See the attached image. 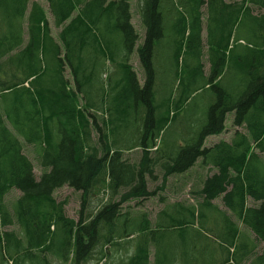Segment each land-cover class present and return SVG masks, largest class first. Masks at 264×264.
Masks as SVG:
<instances>
[{
	"label": "trees",
	"instance_id": "obj_1",
	"mask_svg": "<svg viewBox=\"0 0 264 264\" xmlns=\"http://www.w3.org/2000/svg\"><path fill=\"white\" fill-rule=\"evenodd\" d=\"M29 1L0 0V228L20 230L0 234V264H50L48 255L88 264L110 248L126 251L118 264H264V249L256 250L264 246V13L253 10L264 9V0H43L56 38L43 6L28 8ZM132 1L145 29L138 47ZM169 19L173 77L182 66L187 74L176 93L160 95L154 49ZM134 50L142 85L130 64ZM199 82L214 95L204 124L166 139ZM229 113L240 129L205 146L225 130ZM24 145L35 147L37 178ZM135 148L142 152L136 164L122 156ZM199 159L208 174L194 200L161 193L171 177L185 185ZM158 163L161 184L149 190ZM64 186L81 192L78 221L53 196ZM13 189L19 195L10 211L4 198ZM102 191L108 198L86 217L84 204ZM156 196L153 219L121 209Z\"/></svg>",
	"mask_w": 264,
	"mask_h": 264
},
{
	"label": "rangeland",
	"instance_id": "obj_2",
	"mask_svg": "<svg viewBox=\"0 0 264 264\" xmlns=\"http://www.w3.org/2000/svg\"><path fill=\"white\" fill-rule=\"evenodd\" d=\"M33 1H37L39 2L43 8L44 11L46 13V17L47 20L49 22V26L51 27V34L56 38L57 34L59 32V29H57L54 26L53 23V18L49 12L48 6L46 4L45 1L43 0H30L29 1V5L28 8H30V4ZM226 2H232L235 0H225ZM253 8V7H252ZM254 13L258 14V13H264V9H257V8H253ZM202 12H203V19H202V30H201V36H202V41L204 43V56L202 58V62H203V68H204V72L207 75L208 71H209V63L207 61L206 58V9L205 7L202 8ZM131 13H132V24L134 25L136 31L138 32L139 35V39L138 42L136 43V47H138L143 40L144 37V33H145V29L142 26L141 20H140V16H139V11H138V4L136 1H132L131 2ZM173 23V20L169 19L168 20V24L166 25V29H165V35L162 39H160L154 49V65L156 68V72H157V77H156V87H158L159 90V94L161 95H166L167 91H173L174 93L177 92L176 85L178 84L179 80L183 79L184 77H186L187 74V70L184 69V66L180 67L179 70H183V74L182 72L179 73V77L178 79H175L173 77V60L171 57L172 54V50H173V38H174V34L172 32L171 29V25ZM183 55V54H182ZM130 64L133 68V70L135 71L136 75H137V79L140 85L143 84L144 82V73L139 61V57H138V53L137 50H134V52L131 55V59H130ZM66 78H68L70 80L71 83V76L68 70H66L65 73ZM200 84H202L201 82H199L198 85L196 86H192V88H194L195 92L192 94L190 100L188 103H186L181 109L180 111H178V116L176 118V120L173 123L169 124V128L167 130V132L165 133L166 135V139H169V136L171 137L170 134H173L174 132H176V130H178L179 128L183 127H190V125H192V123L194 121H198L201 127L204 122H205V118H206V112L207 109L209 107V105L211 104V102L213 101V91H209L206 90L204 88H202L201 86H199ZM197 89V91H196ZM156 100H158V95H156ZM232 119H233V115L232 114H228L226 117V121H225V130L220 133L219 135H213V136H208L205 140V146H211L214 143L218 142L219 140H230L233 136V133L235 131V129H240L237 128L235 126H233L232 124ZM182 129V128H181ZM94 140L97 139V136L94 132ZM159 141V140H158ZM158 143V142H157ZM34 146L33 145H24V150L23 152L25 153V155L32 161L33 165H34V174L37 177H39L42 173V168L40 167L38 161H37V156L36 153L34 151ZM141 150L140 149H132L129 151H123L122 156L125 160L130 161L132 163H137L139 161V159L141 158ZM151 157H155L156 154L155 152L151 151L150 152ZM201 159L198 160V162L195 163L194 166H192L190 168V172L185 174L188 178L186 179V183L185 185L181 183L178 184V182H176V184H174L173 180H175L174 177H171L170 180V185H168L167 188H165L163 191H161V193L163 195L168 196L169 200H172L174 198H178V199H184V200H194L195 199V195L193 194V190L196 188H199V184L200 181L207 176L208 174V170L205 167H201ZM155 174L157 176L156 180L154 183L149 182L148 183V189H153L155 187V185H160L161 183V179H162V170L160 167V163H158L155 166ZM172 183V184H171ZM176 192V193H175ZM19 192L15 189L11 190L4 198V203L6 204V206L8 207V209L11 211V207L12 204L14 203L15 199L18 197ZM54 198L56 199V201H63L64 202V210H65V215L69 218H72L76 221H78L79 219V211L81 209V192L79 191H75L70 187L64 186L61 187L57 190L54 191L53 194ZM108 193L106 191H102L101 193H99L98 195L92 197L89 199L87 204H84V210L83 213L84 215L87 217L93 213H95V211L97 209L100 208V206H102L104 204V202L106 201V199L108 198ZM119 198V195L116 196V200ZM137 201H139V199H133L130 200L128 202H125L121 205V209L124 212L126 211H130L132 212V210L137 209ZM146 201V202H145ZM142 204L146 205V207H148L150 209V214L151 216L154 217L155 215V208L159 205L158 200H157V196L153 199H148L145 200ZM216 202L219 204V200H216ZM248 204H253L252 201L248 200ZM145 207V208H146ZM153 219V218H152ZM238 227H239V232H243L246 235V239L249 240H253V235L249 232V230H247L242 224L241 222H238ZM15 231L17 234L20 233V230L18 229V226H16L15 224L11 225V226H6V227H1L0 228V234L3 231ZM264 249L263 243L259 244L257 247V252H261ZM133 251V250H131ZM126 251H124L123 248L118 249H113L110 248L109 251H105L104 254L105 255L101 260H99L97 262V258L100 257V254H96L91 261L88 264H118V259L120 256L123 257L122 254H124ZM132 253V252H131ZM50 261V264H63L60 263L59 261H57L55 258H53L52 256L48 255L47 257ZM6 264V263H4ZM7 264H13L11 263V261L7 262Z\"/></svg>",
	"mask_w": 264,
	"mask_h": 264
},
{
	"label": "crops",
	"instance_id": "obj_3",
	"mask_svg": "<svg viewBox=\"0 0 264 264\" xmlns=\"http://www.w3.org/2000/svg\"><path fill=\"white\" fill-rule=\"evenodd\" d=\"M173 181H176V180H173ZM150 199H153V198H150ZM174 199H176V198H174ZM173 200V199H172ZM148 201V200H147ZM190 201H192V200H190ZM146 202V201H145ZM146 205H143V204H141V205H138V209H140V210H144V211H148L149 213H150V209L148 208V207H146ZM160 207V204L155 208V210H157L158 208ZM149 217L150 218H153V216H151V214L149 215Z\"/></svg>",
	"mask_w": 264,
	"mask_h": 264
}]
</instances>
